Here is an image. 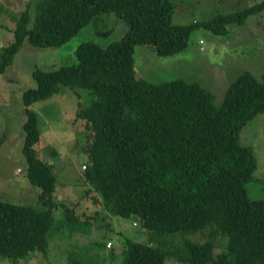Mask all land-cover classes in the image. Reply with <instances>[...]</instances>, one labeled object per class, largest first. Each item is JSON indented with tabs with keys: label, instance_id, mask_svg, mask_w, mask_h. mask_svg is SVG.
<instances>
[{
	"label": "trees",
	"instance_id": "obj_1",
	"mask_svg": "<svg viewBox=\"0 0 264 264\" xmlns=\"http://www.w3.org/2000/svg\"><path fill=\"white\" fill-rule=\"evenodd\" d=\"M263 7L264 0L208 21L177 25L170 21L171 0L28 4L16 19L13 40L1 49L0 73L23 41L63 45L95 15L114 12L127 29L106 48L83 41L74 50L73 64L33 71L35 86L23 93L22 152L43 209L0 200V259L17 264L36 252L45 254L57 220L54 181L49 164L34 151L39 129L30 104L50 97L64 82L90 95L77 111L89 132L85 179L112 216L137 220L148 236L142 243L122 239V264H164L166 257L184 264H264V197L251 199L246 192L257 160L240 139L245 122L264 110V71L259 77L242 72L216 104L199 82L182 77L149 82L136 77L132 67L135 46H150L159 56L182 53L198 26L225 34L227 24L241 23ZM63 210L68 226L82 222L72 206ZM202 229L208 233L200 242L187 238L175 245L170 239L179 231ZM218 237L224 243L216 247Z\"/></svg>",
	"mask_w": 264,
	"mask_h": 264
},
{
	"label": "rangeland",
	"instance_id": "obj_2",
	"mask_svg": "<svg viewBox=\"0 0 264 264\" xmlns=\"http://www.w3.org/2000/svg\"><path fill=\"white\" fill-rule=\"evenodd\" d=\"M42 0H0V52L13 40L17 17L28 4ZM172 24L204 22L222 15L244 10L263 0H171ZM127 26L114 12L92 17L65 44L37 47L25 40L13 61L0 73V200L43 209L38 199L40 189L27 177L28 163L23 155L26 119L23 93L35 86L34 70L51 71L75 62L74 50L83 41L106 48L121 38ZM132 67L136 77L149 82H162L182 77L199 82L211 91L213 101L220 104L229 84L245 70L255 77L264 71V7L243 22L227 24L225 34H215L204 26L195 28L182 53L159 56L150 46H135ZM50 97L30 104L37 115L39 141L34 145L37 157L49 164L54 181L52 200L57 219L49 234L45 254L36 252L17 264H122V239L146 242L148 236L133 218L112 216L99 194L87 182L84 167L89 162L86 150V120L77 114L78 105L90 100L89 91L78 85L59 83ZM243 145L253 150L257 167L246 183L251 199L264 197V110L257 111L240 132ZM63 206H72L73 215L82 222L70 227ZM208 229L173 234L172 243L184 239L205 240ZM219 241V243H218ZM218 243V244H217ZM218 237L216 247L223 245ZM214 251H217L214 248ZM0 264H12L0 259ZM164 264H184L166 257Z\"/></svg>",
	"mask_w": 264,
	"mask_h": 264
}]
</instances>
